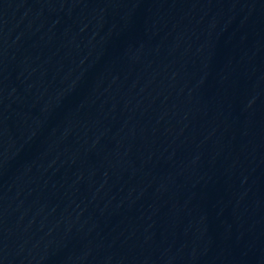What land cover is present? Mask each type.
I'll return each instance as SVG.
<instances>
[{"label":"water","instance_id":"water-1","mask_svg":"<svg viewBox=\"0 0 264 264\" xmlns=\"http://www.w3.org/2000/svg\"><path fill=\"white\" fill-rule=\"evenodd\" d=\"M264 0H0V264H247Z\"/></svg>","mask_w":264,"mask_h":264}]
</instances>
